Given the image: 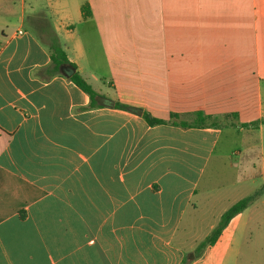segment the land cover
<instances>
[{
  "label": "crops",
  "instance_id": "obj_1",
  "mask_svg": "<svg viewBox=\"0 0 264 264\" xmlns=\"http://www.w3.org/2000/svg\"><path fill=\"white\" fill-rule=\"evenodd\" d=\"M83 32L101 42L104 73L93 59L86 74ZM53 38L115 104L222 125L151 126L115 106L86 110L89 96L68 77L35 76L51 64ZM226 127L227 144L239 136L246 147L239 158L258 150L242 179L259 189L201 251L218 225L192 235L203 223L195 200L213 159L227 154ZM259 212L264 0H0V264H264V244L244 236Z\"/></svg>",
  "mask_w": 264,
  "mask_h": 264
},
{
  "label": "rangeland",
  "instance_id": "obj_2",
  "mask_svg": "<svg viewBox=\"0 0 264 264\" xmlns=\"http://www.w3.org/2000/svg\"><path fill=\"white\" fill-rule=\"evenodd\" d=\"M25 26L39 36V38L44 39L40 31H38L32 23L26 21ZM81 39L85 47V53L83 54L84 58L81 60V63L86 70V74L91 72L93 59L99 61V71L104 73L103 65H101V63H103L104 54L97 35L83 32L81 34ZM89 80L91 82L88 80L86 81L92 87H97L94 80H91V78H89ZM222 123L223 121L220 120L219 125H222ZM230 134L231 132L229 129H227V127L224 128L221 148L223 151H226L227 154L221 156L219 153L218 157L213 159L199 188L201 196H197L195 200L200 206L198 220L203 221V223L196 224L195 230L200 231L192 233V235L200 238L207 235L209 223H216V225H218L220 221L218 216L220 213L246 197H253L254 192L259 189V186L248 184L247 179H242L243 174H249L253 170V166L257 164L256 159L258 157V150L255 149L246 152L245 158H239L238 151L241 150L242 154H244L246 147L242 146V140L239 136L232 137L231 142L227 144ZM258 139L259 136L255 135V142L253 141L254 143L252 142V145L259 144ZM232 153L238 154L232 155ZM188 218L189 217H187L183 224V228H185L187 232L189 231ZM250 235L254 236L261 244H264V216L262 212H259V214L256 213L253 217V221L250 222L248 228L244 230V236L248 237ZM186 247L189 249L188 245ZM259 264L263 263L259 262Z\"/></svg>",
  "mask_w": 264,
  "mask_h": 264
},
{
  "label": "trees",
  "instance_id": "obj_3",
  "mask_svg": "<svg viewBox=\"0 0 264 264\" xmlns=\"http://www.w3.org/2000/svg\"><path fill=\"white\" fill-rule=\"evenodd\" d=\"M82 11L85 19L91 17V13H89L90 11L87 5L83 6ZM48 46L51 55V64L47 68L36 70L35 76L41 79L42 81H49L55 76L62 75L61 68L63 66H71L76 70V73L68 79L71 82H73L84 93H86L90 98V104L85 109L89 110V109L100 108L101 105L96 101V98L100 95L97 92H95L92 86L77 72V67L69 61L66 51L64 50L63 46L59 43L58 39L57 38L51 39ZM115 108L124 111H130V108L133 107H129L127 105L116 102ZM133 109L137 110V112H141L140 116H143V118L151 126L172 123L175 125H180L184 128H188L192 126L208 127V126L219 125L220 122V120L218 119H215L210 116L209 117L204 116V114L198 113L197 119L193 124L177 123L178 116L175 114H172L170 120L167 121V120L155 119L151 117L148 113H143L142 109L139 108H133ZM258 125L259 123L256 122L252 124L243 125V127H250V126L257 127ZM252 201H253V197H246L235 203L233 206H231L222 215L220 222L218 226L215 228V230L203 242H201L200 244L201 251H203L208 246L215 245L218 239L220 238L222 232L225 230V228H227L229 224L232 222V220H234L239 214L245 211L249 207Z\"/></svg>",
  "mask_w": 264,
  "mask_h": 264
},
{
  "label": "water",
  "instance_id": "obj_4",
  "mask_svg": "<svg viewBox=\"0 0 264 264\" xmlns=\"http://www.w3.org/2000/svg\"><path fill=\"white\" fill-rule=\"evenodd\" d=\"M61 73L64 76L70 78L76 73V70L73 67H71V66H63L61 68ZM96 101L99 104H101L102 106H105V107L113 108L115 106V102L114 101H112V100H110L108 98H104L103 96H98L96 98ZM130 111L138 114L139 116L141 115V112H137V110H135L133 108H130Z\"/></svg>",
  "mask_w": 264,
  "mask_h": 264
}]
</instances>
